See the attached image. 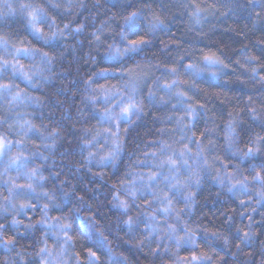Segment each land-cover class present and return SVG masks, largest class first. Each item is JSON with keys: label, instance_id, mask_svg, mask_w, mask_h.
Masks as SVG:
<instances>
[{"label": "clouds", "instance_id": "9594fccd", "mask_svg": "<svg viewBox=\"0 0 264 264\" xmlns=\"http://www.w3.org/2000/svg\"><path fill=\"white\" fill-rule=\"evenodd\" d=\"M0 264H264V0H0Z\"/></svg>", "mask_w": 264, "mask_h": 264}]
</instances>
